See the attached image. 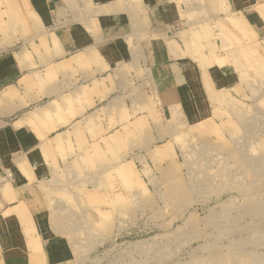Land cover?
Here are the masks:
<instances>
[{
    "label": "crops",
    "instance_id": "1",
    "mask_svg": "<svg viewBox=\"0 0 264 264\" xmlns=\"http://www.w3.org/2000/svg\"><path fill=\"white\" fill-rule=\"evenodd\" d=\"M251 43H264V0H1V228L41 231L28 244H43L42 264L69 263L66 241L28 216L38 189L166 139L154 125L170 110L186 117L217 76L226 92L239 87L230 66ZM131 163L118 173L130 176ZM32 249L14 251L8 264H40Z\"/></svg>",
    "mask_w": 264,
    "mask_h": 264
},
{
    "label": "rangeland",
    "instance_id": "2",
    "mask_svg": "<svg viewBox=\"0 0 264 264\" xmlns=\"http://www.w3.org/2000/svg\"><path fill=\"white\" fill-rule=\"evenodd\" d=\"M236 51L230 68L240 70L241 86L226 92L217 76L219 85L199 94L186 117L167 111V123L154 129L168 140L112 157L115 164L79 181L38 189L28 216L66 241L67 264H264V43ZM230 62L217 59L223 71ZM130 159L126 178L117 167ZM40 233L0 224V264L32 249L29 237ZM32 250L42 264L43 244Z\"/></svg>",
    "mask_w": 264,
    "mask_h": 264
},
{
    "label": "built area",
    "instance_id": "3",
    "mask_svg": "<svg viewBox=\"0 0 264 264\" xmlns=\"http://www.w3.org/2000/svg\"><path fill=\"white\" fill-rule=\"evenodd\" d=\"M3 123H2V120H1V118H0V126L2 125Z\"/></svg>",
    "mask_w": 264,
    "mask_h": 264
}]
</instances>
